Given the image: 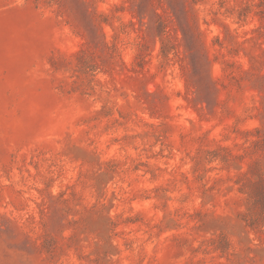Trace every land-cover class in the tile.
<instances>
[{
	"label": "rangeland",
	"instance_id": "1",
	"mask_svg": "<svg viewBox=\"0 0 264 264\" xmlns=\"http://www.w3.org/2000/svg\"><path fill=\"white\" fill-rule=\"evenodd\" d=\"M0 264H264V0H0Z\"/></svg>",
	"mask_w": 264,
	"mask_h": 264
}]
</instances>
